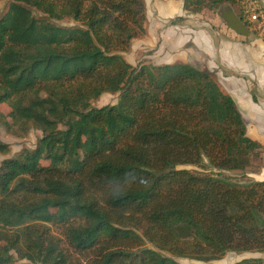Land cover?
<instances>
[{
	"label": "trees",
	"instance_id": "1",
	"mask_svg": "<svg viewBox=\"0 0 264 264\" xmlns=\"http://www.w3.org/2000/svg\"><path fill=\"white\" fill-rule=\"evenodd\" d=\"M223 6L238 8L248 29L255 13L263 30L258 0H183L193 14ZM145 21L142 0H9L0 104L10 108L8 128L41 137L0 164V264L14 255L29 264H180L264 253V180L223 175L247 170L264 146L209 72L126 60ZM104 94L117 103L93 107ZM8 152L0 140V155Z\"/></svg>",
	"mask_w": 264,
	"mask_h": 264
},
{
	"label": "rangeland",
	"instance_id": "2",
	"mask_svg": "<svg viewBox=\"0 0 264 264\" xmlns=\"http://www.w3.org/2000/svg\"><path fill=\"white\" fill-rule=\"evenodd\" d=\"M245 1L247 0H241V7ZM142 2L145 7L146 34L132 42L130 50L125 54L126 60L134 67L140 64L163 65L181 62L180 60L186 59L185 53L192 46L191 39L197 38L203 45V50L195 55L190 54L195 58L192 66L209 72L232 97L243 117L247 136L264 146V86L260 84V74L257 73L259 65L256 59L246 61L245 65L240 59L243 53H238L236 63L232 67L228 66L227 62L220 59L218 51L223 40L233 38L239 42L237 44L242 49L250 47L255 38L262 36V31L256 27V21L251 19L256 14L252 13L249 17L252 33L243 37L229 29L220 17L221 12L229 6H223L214 12L204 11L193 14L183 10V0H142ZM8 3L9 0L0 1V17L6 11ZM231 8L237 12L239 10L236 7ZM58 24L65 25L67 22ZM205 36L208 45L209 41L212 42L211 51L204 50ZM118 96V94H104L91 105L93 107L113 105L117 103ZM9 113L8 105L0 104V140L9 146V152L0 155V164L23 149H33L41 137V132L34 129L23 132L20 128H8L5 123H12L8 117ZM223 175L239 183L264 180V151L259 157L252 159L251 166L244 172H223ZM51 230L55 234L60 233L55 227ZM14 257L15 264H29L17 255ZM245 259L264 261V253H228L220 260L207 263L175 258L180 264H235Z\"/></svg>",
	"mask_w": 264,
	"mask_h": 264
},
{
	"label": "crops",
	"instance_id": "3",
	"mask_svg": "<svg viewBox=\"0 0 264 264\" xmlns=\"http://www.w3.org/2000/svg\"><path fill=\"white\" fill-rule=\"evenodd\" d=\"M258 3L260 5V7L263 9L264 11V0H258ZM262 32H264V28L262 30ZM260 36V35H259ZM206 37V38H205ZM204 38V50L206 51L207 49L209 51L212 50L213 46H212V42L209 41V45L207 44V36H205ZM191 43L192 46L187 50V52L185 53V60H180L181 62L184 63V61H186L185 63L194 65L193 60L195 58L192 57V54L195 55L198 53V51H202L203 50V45L198 42L197 38H192L191 39ZM238 41L236 42L235 39H230V40H223L220 43V48H219V56L220 59H223L224 62H227L228 66H233L234 63H236L235 61H237L238 58V53H243L240 57L241 61H243L246 65V61H251V59H256V62L259 65L258 71L257 73L260 74V84H262L264 86V40L262 38V36L255 38V41H253L252 45L250 47H245L242 48L239 46ZM209 46V47H207ZM259 60V62H258Z\"/></svg>",
	"mask_w": 264,
	"mask_h": 264
},
{
	"label": "water",
	"instance_id": "4",
	"mask_svg": "<svg viewBox=\"0 0 264 264\" xmlns=\"http://www.w3.org/2000/svg\"><path fill=\"white\" fill-rule=\"evenodd\" d=\"M220 17L236 35L246 37L250 34V30L240 21L231 7L224 9Z\"/></svg>",
	"mask_w": 264,
	"mask_h": 264
},
{
	"label": "built area",
	"instance_id": "5",
	"mask_svg": "<svg viewBox=\"0 0 264 264\" xmlns=\"http://www.w3.org/2000/svg\"><path fill=\"white\" fill-rule=\"evenodd\" d=\"M251 19H252V20H256V19H257V16H256V15H253V16L251 17Z\"/></svg>",
	"mask_w": 264,
	"mask_h": 264
}]
</instances>
